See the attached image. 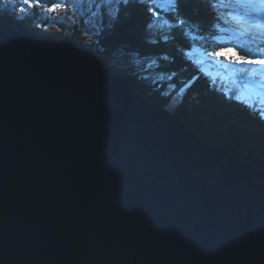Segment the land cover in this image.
Instances as JSON below:
<instances>
[{"label": "water", "instance_id": "95a60500", "mask_svg": "<svg viewBox=\"0 0 264 264\" xmlns=\"http://www.w3.org/2000/svg\"><path fill=\"white\" fill-rule=\"evenodd\" d=\"M260 164L0 20V264H264Z\"/></svg>", "mask_w": 264, "mask_h": 264}, {"label": "trees", "instance_id": "16d2710c", "mask_svg": "<svg viewBox=\"0 0 264 264\" xmlns=\"http://www.w3.org/2000/svg\"><path fill=\"white\" fill-rule=\"evenodd\" d=\"M174 1V10L162 11L153 0H76L74 17L55 20L58 29L47 31L45 26L53 18L45 9L59 0H41V6L25 10L18 9L20 3L12 7L11 0H0V20L41 38L69 40L94 52L161 108L192 80L173 114L221 148L264 163L260 98L255 99L242 85L250 75L234 67L235 80L221 78L220 73L210 71L212 63L203 64L194 51L196 47L210 53L220 50L221 57L238 60L236 49L245 51L235 38L240 27L222 25L215 0ZM230 33L235 35L233 40H225Z\"/></svg>", "mask_w": 264, "mask_h": 264}, {"label": "snow or ice", "instance_id": "6c2138e0", "mask_svg": "<svg viewBox=\"0 0 264 264\" xmlns=\"http://www.w3.org/2000/svg\"><path fill=\"white\" fill-rule=\"evenodd\" d=\"M125 3L128 0H124ZM23 3L28 7H38L41 6V0H23ZM236 3L241 8L254 10L255 14L251 16L250 19L246 18L245 22L252 24L254 27L261 28L264 27V12L256 11L258 9H264V0H236ZM68 4L66 0H61V2L51 4L46 11L49 13H55L59 10L66 11ZM219 47V46H217ZM238 60H229V63L236 64L239 66L247 67L249 65L258 66L264 68V49L259 53H254L251 51H241L239 48L236 49ZM209 55L214 57H221L223 52L218 50Z\"/></svg>", "mask_w": 264, "mask_h": 264}, {"label": "rangeland", "instance_id": "374dc122", "mask_svg": "<svg viewBox=\"0 0 264 264\" xmlns=\"http://www.w3.org/2000/svg\"><path fill=\"white\" fill-rule=\"evenodd\" d=\"M8 1H10V0H8ZM153 1L157 4L156 6H158V8L164 9V11L169 10V9H170L169 11L174 10L173 7L176 6V3L174 0H153ZM11 2H12L11 6L13 7L15 5H19L20 0H11ZM59 2H61V0H59ZM66 2L68 4V8L66 11L59 10L55 13H49L48 11H46V13L49 14L53 18L52 22L49 25L45 26V29H47V31H56L58 29V26L56 25L55 20L58 21V19H60L63 16L64 17L68 16V18H70V19H72L74 17V15L76 13V7H75L76 6V0H66ZM11 6H10V11L12 10ZM27 8H31V7H28L27 5H25L23 3V0H21V4L19 5L18 9L25 10ZM186 88L187 87L183 86V89H186ZM177 98H178V96H177Z\"/></svg>", "mask_w": 264, "mask_h": 264}, {"label": "bare ground", "instance_id": "6f19581e", "mask_svg": "<svg viewBox=\"0 0 264 264\" xmlns=\"http://www.w3.org/2000/svg\"><path fill=\"white\" fill-rule=\"evenodd\" d=\"M212 12H213V11H212ZM215 42H216V41H215ZM236 57H237V56H236ZM130 85H131V84H130ZM184 86L187 87L186 89H190V87H191L192 85L186 83V85H184ZM177 96H178V94L176 93L174 97L177 98ZM177 99H178V98H177ZM180 103H181V102H180ZM160 108H161V107H160ZM163 108H165V107H163ZM233 154H234V153H233ZM252 160L255 161L254 159H252ZM256 162H258V161H256ZM259 166H260V167L264 166V163L260 164ZM263 173H264V172H263Z\"/></svg>", "mask_w": 264, "mask_h": 264}, {"label": "clouds", "instance_id": "9594fccd", "mask_svg": "<svg viewBox=\"0 0 264 264\" xmlns=\"http://www.w3.org/2000/svg\"><path fill=\"white\" fill-rule=\"evenodd\" d=\"M169 107H170V110H171V111H174V110L176 109V107H175V106L173 107V105H171V106H169Z\"/></svg>", "mask_w": 264, "mask_h": 264}]
</instances>
